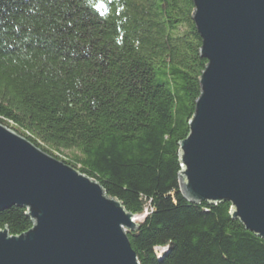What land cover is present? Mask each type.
<instances>
[{
	"label": "trees",
	"instance_id": "16d2710c",
	"mask_svg": "<svg viewBox=\"0 0 264 264\" xmlns=\"http://www.w3.org/2000/svg\"><path fill=\"white\" fill-rule=\"evenodd\" d=\"M193 9L192 0H0V123L143 215L128 232L139 264H264V238L229 202L180 191L178 143L207 63ZM26 211H0V230H29Z\"/></svg>",
	"mask_w": 264,
	"mask_h": 264
},
{
	"label": "water",
	"instance_id": "95a60500",
	"mask_svg": "<svg viewBox=\"0 0 264 264\" xmlns=\"http://www.w3.org/2000/svg\"><path fill=\"white\" fill-rule=\"evenodd\" d=\"M207 63L179 141L183 197L231 204L264 238V0H192ZM25 208L32 227L0 230V264H139V226L101 184L0 123V211Z\"/></svg>",
	"mask_w": 264,
	"mask_h": 264
},
{
	"label": "rangeland",
	"instance_id": "374dc122",
	"mask_svg": "<svg viewBox=\"0 0 264 264\" xmlns=\"http://www.w3.org/2000/svg\"><path fill=\"white\" fill-rule=\"evenodd\" d=\"M66 154L67 155H69L70 154V151H66ZM142 218H143V215H140V216H136V222H139V221H141L142 220Z\"/></svg>",
	"mask_w": 264,
	"mask_h": 264
}]
</instances>
